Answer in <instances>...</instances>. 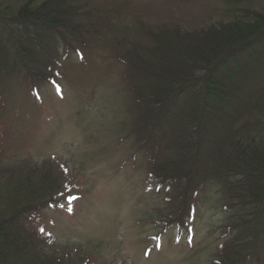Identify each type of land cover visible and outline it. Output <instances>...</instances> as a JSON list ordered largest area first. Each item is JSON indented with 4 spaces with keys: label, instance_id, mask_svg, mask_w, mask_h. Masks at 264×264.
Listing matches in <instances>:
<instances>
[{
    "label": "trees",
    "instance_id": "trees-1",
    "mask_svg": "<svg viewBox=\"0 0 264 264\" xmlns=\"http://www.w3.org/2000/svg\"><path fill=\"white\" fill-rule=\"evenodd\" d=\"M18 1L11 11L0 6V80L55 83L66 55L118 38L115 14L89 2ZM225 4L203 28L141 23L113 48L119 54L125 46L116 57L133 97L134 133L164 189L167 228H187L200 195L216 183L228 221L213 264H264V0ZM3 157L0 180L25 175L0 197V264H89L59 255L31 225L73 197L60 162L33 169Z\"/></svg>",
    "mask_w": 264,
    "mask_h": 264
},
{
    "label": "rangeland",
    "instance_id": "rangeland-1",
    "mask_svg": "<svg viewBox=\"0 0 264 264\" xmlns=\"http://www.w3.org/2000/svg\"><path fill=\"white\" fill-rule=\"evenodd\" d=\"M81 2L115 14L118 38L66 55L55 83L0 80L3 163L29 161L21 166L39 169L55 159L66 188H72L69 194L77 196L41 211L31 225L47 234L59 255L71 253L89 264H213L223 243L220 227L228 221L222 188L211 183L200 195L191 241L177 226L167 228L161 212L164 189L151 179L147 150L134 133L133 97L117 59L125 46L117 54L113 45L137 35L141 23L154 30L161 25L203 28L220 18L225 0ZM19 4L0 0L10 11ZM23 175L1 179L0 197L9 196Z\"/></svg>",
    "mask_w": 264,
    "mask_h": 264
}]
</instances>
